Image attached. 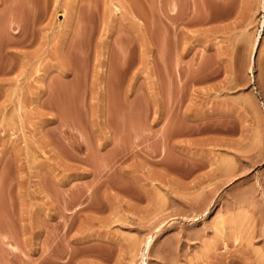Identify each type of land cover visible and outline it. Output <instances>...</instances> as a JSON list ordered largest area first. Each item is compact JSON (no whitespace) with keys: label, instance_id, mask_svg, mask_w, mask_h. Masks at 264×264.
<instances>
[{"label":"rangeland","instance_id":"1","mask_svg":"<svg viewBox=\"0 0 264 264\" xmlns=\"http://www.w3.org/2000/svg\"><path fill=\"white\" fill-rule=\"evenodd\" d=\"M0 264H264V0H0Z\"/></svg>","mask_w":264,"mask_h":264},{"label":"bare ground","instance_id":"2","mask_svg":"<svg viewBox=\"0 0 264 264\" xmlns=\"http://www.w3.org/2000/svg\"><path fill=\"white\" fill-rule=\"evenodd\" d=\"M150 241H151V239L149 238V240L147 241L148 245H149ZM146 246H147V245H146ZM146 248H147V247H146Z\"/></svg>","mask_w":264,"mask_h":264}]
</instances>
